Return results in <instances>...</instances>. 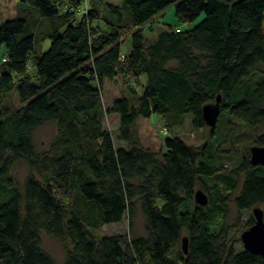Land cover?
I'll return each instance as SVG.
<instances>
[{"label":"trees","instance_id":"obj_1","mask_svg":"<svg viewBox=\"0 0 264 264\" xmlns=\"http://www.w3.org/2000/svg\"><path fill=\"white\" fill-rule=\"evenodd\" d=\"M98 2L0 0V264H56L41 232L69 241L62 264H264L235 250L224 224L229 201L260 205L264 221V164L245 149L264 145V0ZM170 4L181 22L203 18L185 30L164 24L148 40L144 28ZM117 76L124 89L104 108V81ZM14 86L11 107L4 97ZM217 95L201 146L162 139L151 123L155 114L170 128L189 114L201 129L202 107ZM111 113L125 145L102 125ZM45 123L56 136L37 152L33 134ZM240 123L261 132L228 140ZM18 160L29 169L21 183L11 172ZM137 209L144 235L91 233L124 216L131 227Z\"/></svg>","mask_w":264,"mask_h":264},{"label":"rangeland","instance_id":"obj_2","mask_svg":"<svg viewBox=\"0 0 264 264\" xmlns=\"http://www.w3.org/2000/svg\"><path fill=\"white\" fill-rule=\"evenodd\" d=\"M59 1L60 0H57V2ZM102 2L103 0H99L98 2L99 6L102 5ZM116 3L120 5L119 1H117ZM27 14L30 16V18H32L30 13ZM202 18H203V14H200L193 21L181 22L175 15L174 5L170 4L150 20L149 24H151V30L148 28V26L144 28V36L147 37L148 40L150 39L153 40L157 36V34L164 28V24H168L174 28L178 27L181 30L189 29L193 27L195 24H197ZM27 24L28 26H30L31 20L28 19ZM48 44L49 42L47 41L43 43L45 49L48 47ZM129 49H130V36H127L126 39L121 44V51L127 52L129 51ZM261 68L263 69L264 66H261ZM123 89L124 87L121 84V80L119 76H117L113 81H104L102 87V103L104 108H107L112 102V100L121 94V91ZM4 101L7 102L11 107H15L18 104L16 98L15 86L13 87L11 92L4 97ZM151 123L156 126L157 133L162 139H164L167 136L177 135L181 137L188 144L201 146L209 139L210 136L211 128L207 125H205L201 129H193L191 127L189 114L185 116V120L183 124L173 125L170 128L166 125V122L163 118L156 116L155 114L151 116ZM117 124H118V116L116 114L111 113L104 115L102 119V125L105 129H107L112 133L115 147H118L119 145H125L122 142L116 140ZM165 127L167 128L166 130ZM231 127H233L236 130H239L241 135L239 136L238 133V135L236 136L234 131L230 132L228 136V140H230V138L232 137L237 141L242 140L243 142L244 140L251 138L254 134L261 132L260 127H255V128L245 127L241 123L238 125H232ZM55 136H56V127L53 123H45L42 126L38 127L33 134V142L36 151L37 152L46 151L49 148V145ZM252 145L253 143H250L245 147L248 155H249V148ZM233 160L234 159H231L230 161L226 162L227 167L229 168L231 167L230 162ZM28 170L29 169L23 160L16 161L11 168L12 175L14 176L15 180L18 183H21L23 181ZM259 207L261 206L259 205ZM250 218L254 220L252 214V207L249 209L238 210L235 204L233 203V201L228 202L227 216L225 218L224 224L229 229V236L231 243L233 244V248L237 251L243 249V245L240 240V234L244 229L248 228L246 223ZM91 233L94 234L95 236L110 235L116 233H124L129 236L144 235L143 217L139 209H137L131 227L129 226L127 217L124 216L120 222L107 223L100 226L97 229H91ZM41 246L43 250L54 259L56 264H62L64 257L63 247L69 246V241L66 240L65 242H61L53 238L51 235L45 232H41ZM177 246L180 248L179 242L177 243Z\"/></svg>","mask_w":264,"mask_h":264},{"label":"water","instance_id":"obj_3","mask_svg":"<svg viewBox=\"0 0 264 264\" xmlns=\"http://www.w3.org/2000/svg\"><path fill=\"white\" fill-rule=\"evenodd\" d=\"M220 113V96L217 95L215 102L207 103L202 107V116L204 123L213 127L216 124L217 117ZM249 158L253 165L264 164V145L253 144L249 148ZM194 200L196 203L205 205L207 196L201 189L194 192ZM254 222L240 234V240L243 249L259 254L264 257V221L263 210L259 206L252 208ZM188 239L187 236L181 237V250L185 254L187 252Z\"/></svg>","mask_w":264,"mask_h":264},{"label":"crops","instance_id":"obj_4","mask_svg":"<svg viewBox=\"0 0 264 264\" xmlns=\"http://www.w3.org/2000/svg\"><path fill=\"white\" fill-rule=\"evenodd\" d=\"M117 1H119V0H109L110 3L115 4V5H117V3H116ZM142 78H143V77H142ZM115 98H116V97H115Z\"/></svg>","mask_w":264,"mask_h":264},{"label":"built area","instance_id":"obj_5","mask_svg":"<svg viewBox=\"0 0 264 264\" xmlns=\"http://www.w3.org/2000/svg\"><path fill=\"white\" fill-rule=\"evenodd\" d=\"M122 56V55H121Z\"/></svg>","mask_w":264,"mask_h":264}]
</instances>
